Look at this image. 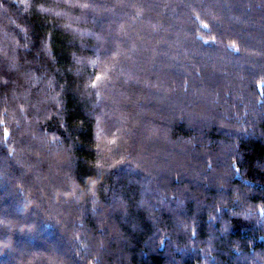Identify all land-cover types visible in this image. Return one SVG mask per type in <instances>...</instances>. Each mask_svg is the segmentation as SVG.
Returning a JSON list of instances; mask_svg holds the SVG:
<instances>
[{"label": "trees", "instance_id": "trees-1", "mask_svg": "<svg viewBox=\"0 0 264 264\" xmlns=\"http://www.w3.org/2000/svg\"><path fill=\"white\" fill-rule=\"evenodd\" d=\"M0 264H264V0H0Z\"/></svg>", "mask_w": 264, "mask_h": 264}, {"label": "rangeland", "instance_id": "rangeland-1", "mask_svg": "<svg viewBox=\"0 0 264 264\" xmlns=\"http://www.w3.org/2000/svg\"><path fill=\"white\" fill-rule=\"evenodd\" d=\"M137 110L138 111H135V108H134V113H132L130 115V122L133 124V126L138 125V124L141 123L140 120H141V117H142V113L143 112L140 111L138 108H137ZM149 129H151V128H149ZM152 132H154V130H151V131L149 130V131L146 132V134H142V136L140 137V141H141L140 144H141V146L142 145H146L147 143H150V140L152 139L151 136L152 135L155 136V134H152ZM147 133H150V135H147ZM156 147H158V146H156Z\"/></svg>", "mask_w": 264, "mask_h": 264}]
</instances>
